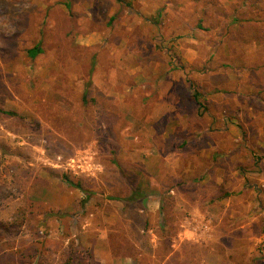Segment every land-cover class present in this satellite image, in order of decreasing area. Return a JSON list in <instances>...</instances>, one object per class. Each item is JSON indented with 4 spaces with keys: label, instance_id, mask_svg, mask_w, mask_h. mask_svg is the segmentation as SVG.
<instances>
[{
    "label": "rangeland",
    "instance_id": "1",
    "mask_svg": "<svg viewBox=\"0 0 264 264\" xmlns=\"http://www.w3.org/2000/svg\"><path fill=\"white\" fill-rule=\"evenodd\" d=\"M251 4L0 0V109L17 113L0 111L1 250L39 240L40 264L72 245L102 264H264Z\"/></svg>",
    "mask_w": 264,
    "mask_h": 264
},
{
    "label": "trees",
    "instance_id": "2",
    "mask_svg": "<svg viewBox=\"0 0 264 264\" xmlns=\"http://www.w3.org/2000/svg\"><path fill=\"white\" fill-rule=\"evenodd\" d=\"M252 11L248 12V10H245V13L247 14L248 18L247 21L248 23L255 24L258 23L257 26H254V33L258 37L257 40L260 41L261 43V50L258 56V59L256 61L255 67L257 70L262 71L264 70V16L259 15L257 12H261L264 15V0H252ZM249 13V14H248ZM42 52V48L40 46V43L36 44L35 46L31 47L28 49V54L31 57H36L39 53ZM193 98L199 102V97L197 95V92L193 95ZM1 112L6 113L8 115H17L15 111L12 110H1ZM68 185H70L73 188H78L82 191H87L88 195L91 193L87 190L85 183L81 180H73L68 174H63L62 178ZM89 196H87L88 198ZM85 198V199H87ZM87 202V200H84V203ZM139 241V239H137ZM38 241L33 242V245L29 247L27 252H23L21 250H16V251H11L9 249H2V244L6 242V240H0V259L7 260L4 264H9V263H27L26 262V257L29 256L30 260L28 261L29 264H40L41 259H42V249H40L38 245ZM149 251V249H148ZM134 255L133 253H126V256H131ZM170 259V258H169ZM24 261V262H22ZM191 261V260H190ZM190 261H185L187 264H192ZM185 263H180L178 261L172 262V264H185ZM58 264H102V262L98 259V257L95 254V251L93 249H85L83 247H77L75 245L70 246L66 252H65V258ZM168 264H171L168 263Z\"/></svg>",
    "mask_w": 264,
    "mask_h": 264
},
{
    "label": "crops",
    "instance_id": "3",
    "mask_svg": "<svg viewBox=\"0 0 264 264\" xmlns=\"http://www.w3.org/2000/svg\"><path fill=\"white\" fill-rule=\"evenodd\" d=\"M172 191H174L175 192V189L174 190H172ZM186 233V232H185ZM187 235H189L188 233H187ZM174 245H176V244H174ZM173 245V246H174ZM210 256H212V255H208V257H210ZM126 260H125V264H130V261H131V259L130 258H125ZM208 260H209V258H208ZM117 263V262H116ZM211 264H215L214 262H211Z\"/></svg>",
    "mask_w": 264,
    "mask_h": 264
}]
</instances>
